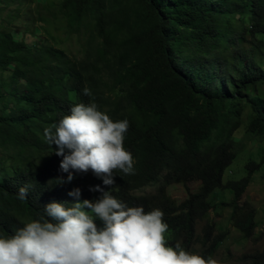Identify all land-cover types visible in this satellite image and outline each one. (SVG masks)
Returning <instances> with one entry per match:
<instances>
[{
  "label": "trees",
  "instance_id": "16d2710c",
  "mask_svg": "<svg viewBox=\"0 0 264 264\" xmlns=\"http://www.w3.org/2000/svg\"><path fill=\"white\" fill-rule=\"evenodd\" d=\"M56 6L68 34L82 41L79 57L46 44L42 20L33 43L1 28L18 10L0 22V233L40 214L36 192L67 175L39 129L53 123L57 110L94 101L111 119L128 120L123 146L135 168L115 170L114 185L102 187L129 206L161 209L169 244L211 257L229 232L209 218L211 197L229 189L223 204L235 213L231 226L252 238L256 208L241 198L264 164V145L259 160L248 153L242 177L225 175L237 172L242 109L245 132L264 140V0H58ZM89 175L73 178L101 183ZM191 181L198 182L194 191ZM172 183L185 187L183 200L167 192ZM151 184L154 192L136 194ZM22 185L23 201L16 198ZM198 221H204L199 230ZM239 264H264V247L242 253Z\"/></svg>",
  "mask_w": 264,
  "mask_h": 264
},
{
  "label": "clouds",
  "instance_id": "9594fccd",
  "mask_svg": "<svg viewBox=\"0 0 264 264\" xmlns=\"http://www.w3.org/2000/svg\"><path fill=\"white\" fill-rule=\"evenodd\" d=\"M82 92L91 95L87 87ZM127 129L126 118L111 119L94 101L73 103L67 113L57 110L53 123L39 129L44 141L54 144V161L67 175L36 192L35 199L44 203L40 214L0 233V264H219L178 241L169 244L161 209L129 206L102 187L114 185L115 170L135 173L132 153L123 146ZM89 171L100 184L73 178L74 173L90 177ZM148 186L136 193L154 192H140ZM27 191L20 186L16 198L23 201Z\"/></svg>",
  "mask_w": 264,
  "mask_h": 264
},
{
  "label": "rangeland",
  "instance_id": "374dc122",
  "mask_svg": "<svg viewBox=\"0 0 264 264\" xmlns=\"http://www.w3.org/2000/svg\"><path fill=\"white\" fill-rule=\"evenodd\" d=\"M58 0H26L22 4H9L4 6L0 2V22L9 18L10 13L19 11V17L15 18L8 27H1L5 30H13L17 37L22 36L27 42H35L36 35L42 32L38 25L39 20L43 21L45 29V42L51 46L63 49L69 56L79 57L81 55L82 41L76 34H68L67 28L62 18L54 14L57 9ZM4 7V8H3ZM53 7V8H52ZM3 8V9H2ZM2 9V10H1ZM6 22V21H5ZM1 24V23H0ZM27 32H23V28ZM264 39V36H263ZM256 97V96H254ZM74 101H78L76 98ZM247 108L241 110L239 117L241 125L235 132V147L237 151L236 161L232 169L236 168L237 172H226L225 178L233 177L239 179L244 173V161H247L248 153H252V158L259 160L261 152L259 146L264 145L258 138L248 134L244 130L245 117ZM88 173V172H87ZM189 190L194 191L198 182H188ZM154 186H148L140 192L153 191ZM167 192L177 201L186 197L185 187L180 183H172L167 187ZM216 194L211 197L213 209L210 210L209 218L213 219L217 230L229 229L227 237L220 243L217 253L213 256L219 264H238V257L243 252H250L261 249L264 246V164L252 176L251 183L247 186L241 200H247L256 208L255 221L257 227L255 238L244 239L239 232L232 226L231 222L235 218V213L230 207L223 203L228 202L232 197V191L229 189H217ZM221 204V206L219 205ZM204 221H199L197 230L201 228ZM237 257V258H236Z\"/></svg>",
  "mask_w": 264,
  "mask_h": 264
},
{
  "label": "bare ground",
  "instance_id": "6f19581e",
  "mask_svg": "<svg viewBox=\"0 0 264 264\" xmlns=\"http://www.w3.org/2000/svg\"><path fill=\"white\" fill-rule=\"evenodd\" d=\"M137 194V193H136Z\"/></svg>",
  "mask_w": 264,
  "mask_h": 264
}]
</instances>
